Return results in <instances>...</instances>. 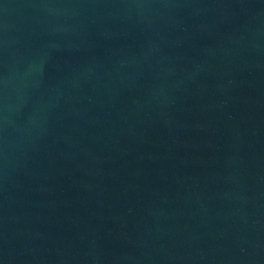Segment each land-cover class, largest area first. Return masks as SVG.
Returning a JSON list of instances; mask_svg holds the SVG:
<instances>
[{
  "label": "water",
  "instance_id": "obj_1",
  "mask_svg": "<svg viewBox=\"0 0 264 264\" xmlns=\"http://www.w3.org/2000/svg\"><path fill=\"white\" fill-rule=\"evenodd\" d=\"M0 264H264V0H0Z\"/></svg>",
  "mask_w": 264,
  "mask_h": 264
}]
</instances>
